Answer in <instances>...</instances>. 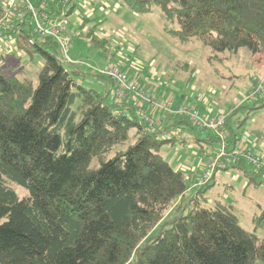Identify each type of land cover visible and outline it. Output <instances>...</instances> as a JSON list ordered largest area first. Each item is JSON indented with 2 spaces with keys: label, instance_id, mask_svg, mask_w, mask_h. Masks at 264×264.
Segmentation results:
<instances>
[{
  "label": "trees",
  "instance_id": "obj_1",
  "mask_svg": "<svg viewBox=\"0 0 264 264\" xmlns=\"http://www.w3.org/2000/svg\"><path fill=\"white\" fill-rule=\"evenodd\" d=\"M71 1L59 3L67 22ZM122 1L135 13L157 8L177 27L172 35L202 42L217 60L241 49L264 53V0ZM8 14L0 1V42L14 39L13 48L43 64L36 85L0 71V264H264V240L240 225L233 207H207L197 195L178 207L188 194L186 176L159 152L174 137L150 131L98 71L112 89L104 95L85 87L78 62H66L59 43L30 23L2 29ZM95 32L92 41L105 46ZM261 107L264 91L252 109ZM232 114L225 128L236 145L240 125L230 126ZM229 169L254 183L262 178L245 161Z\"/></svg>",
  "mask_w": 264,
  "mask_h": 264
},
{
  "label": "rangeland",
  "instance_id": "obj_2",
  "mask_svg": "<svg viewBox=\"0 0 264 264\" xmlns=\"http://www.w3.org/2000/svg\"><path fill=\"white\" fill-rule=\"evenodd\" d=\"M61 1L51 0L50 6L59 12ZM73 4V12L68 18V31L73 38L70 56L78 62L81 82L85 87L105 95L112 85L97 71L106 65L118 64L138 84L149 82L150 86L159 87V96H172L176 103L182 101L193 105L204 117H214L217 111L218 115L226 116L235 112L229 123L234 128L240 125L237 128L239 142H243L253 153L264 155V107L252 109L260 84V91H264V53L252 55L241 49L236 55L220 54L217 60L202 42L192 40L182 43L172 35L170 31L177 27L157 8H153L152 13L142 14L129 9L122 0H73L68 9ZM94 27V35L108 40L105 46L92 41L93 34L89 35V31ZM14 43L12 38L0 42V71L21 80H31L36 85L42 58L30 56L15 46L13 48ZM150 86L142 85V88ZM198 96L199 99H196ZM112 100V97L108 98L109 103ZM171 122L174 123L169 125ZM189 126L176 125L169 116L160 129L163 133L171 131L175 136L174 140L161 144V156L186 176L188 194L178 207L183 208L187 200L196 195L207 207L218 203L233 207L240 225L264 240V221L260 219L264 210V180L257 178L254 183L239 171L222 170L214 177V185L198 195L195 189L205 174L204 162L220 144L217 141L206 143L207 134ZM183 140L186 143H181ZM133 141L132 136L129 143ZM247 168L255 173L249 163ZM258 182L262 184L257 185ZM14 187L20 197L26 195L24 189ZM175 203L171 210L175 211Z\"/></svg>",
  "mask_w": 264,
  "mask_h": 264
},
{
  "label": "built area",
  "instance_id": "obj_3",
  "mask_svg": "<svg viewBox=\"0 0 264 264\" xmlns=\"http://www.w3.org/2000/svg\"><path fill=\"white\" fill-rule=\"evenodd\" d=\"M0 1L4 2L9 11L8 17L4 19L6 28L11 29L30 23L35 34L55 39L60 45L63 58L66 62H72L69 51L72 38L68 34V22L64 11L52 14L48 8V0ZM98 72L113 81V94L116 100L132 103L150 131L161 129L169 116H174L186 119L192 128L208 133L211 139L220 144L215 153L204 162L205 174L197 183L198 188L210 184L219 171L228 170L242 161L249 163L256 172H262L264 180V155L253 153L243 145V142L237 143L240 146L229 143V134L225 128L226 115L221 114L215 118L204 117L193 105L184 102L175 104L172 96L159 99L155 91L143 90L136 79H130L128 73L117 65H107ZM260 90L262 84L258 86V92ZM163 135L169 138L175 137L171 131L164 132Z\"/></svg>",
  "mask_w": 264,
  "mask_h": 264
},
{
  "label": "crops",
  "instance_id": "obj_4",
  "mask_svg": "<svg viewBox=\"0 0 264 264\" xmlns=\"http://www.w3.org/2000/svg\"><path fill=\"white\" fill-rule=\"evenodd\" d=\"M90 15H92V14H90ZM103 40L102 38H99V40ZM144 78V77H143ZM139 85H140V87L142 88V85L143 86H150L149 85V82H146V84H144V83H140L139 82ZM143 90H145V91H151V89H153L155 92H156V94H158V98L159 99H161L163 96H164V94H162L161 96H159V93H158V90H159V87H155V86H150V87H148V88H145V87H143L142 88ZM152 90V91H153ZM199 97L200 96H198V97H196V99H199ZM178 98H180L179 96H178ZM175 100V99H174ZM182 102V101H181ZM175 104H178V103H176V100H175ZM146 107H148V105L146 104ZM218 114H219V111H217V113L215 114V116L214 117H211V118H215V117H217L218 116ZM172 118H173V120L176 122V119L177 118H175L174 116H172ZM174 122H171L169 125H172ZM204 133H206V132H204ZM207 134V140L205 141L206 143H208V142H210V143H212V142H214L213 140H211V138L209 137V134L208 133H206ZM255 149V148H254ZM256 150V149H255ZM216 179V178H215ZM214 183H215V180L214 181H212L211 183H210V185L211 186H213L214 185ZM203 188H207V186H205V187H203ZM202 188V189H203ZM198 189V188H197ZM197 189H195V190H197ZM199 189H201V188H199ZM203 190H206V189H203Z\"/></svg>",
  "mask_w": 264,
  "mask_h": 264
}]
</instances>
